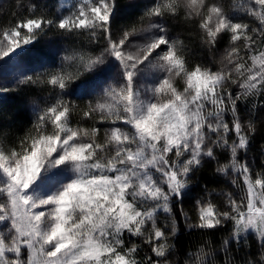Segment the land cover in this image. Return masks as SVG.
Returning a JSON list of instances; mask_svg holds the SVG:
<instances>
[{
  "label": "snow or ice",
  "instance_id": "obj_1",
  "mask_svg": "<svg viewBox=\"0 0 264 264\" xmlns=\"http://www.w3.org/2000/svg\"><path fill=\"white\" fill-rule=\"evenodd\" d=\"M58 5L50 16L46 4L30 0L29 15L0 29V59L25 68L29 47L52 29L61 38L88 37L66 48L55 69L15 81L46 83L55 94L33 106L35 119L22 134L0 106V264H180L171 258L176 205L188 230L231 224L223 264H234L231 246L239 249L250 233L259 258L244 264H264V164L255 170L246 158L257 121L264 127V0H150L126 25L119 0ZM176 19L195 23L209 53L229 37L218 63L189 59L191 49L168 27ZM100 39L104 47L94 52ZM77 81L73 93L92 96L79 112L64 99ZM11 90L0 86V96ZM218 150L230 160L216 173L231 176L242 195L205 185L191 222L183 202L192 177ZM141 245L151 254L141 257ZM215 251L200 246L183 264H214Z\"/></svg>",
  "mask_w": 264,
  "mask_h": 264
},
{
  "label": "trees",
  "instance_id": "obj_2",
  "mask_svg": "<svg viewBox=\"0 0 264 264\" xmlns=\"http://www.w3.org/2000/svg\"><path fill=\"white\" fill-rule=\"evenodd\" d=\"M30 0H1L0 1V29L13 25L18 19H23L25 16L29 15L27 12V5ZM41 4H46L48 6V12L51 16L55 12V8L58 7V0H39ZM121 9V16L123 19L119 21L120 25L131 24L137 20L141 15L142 9L145 4L150 3V0H119ZM230 2V0H229ZM135 4L139 5L135 10L130 7H124L125 5ZM248 22L255 23L250 18ZM170 32L173 36H179V38L191 49L189 59L193 62H201L203 59L206 63H218L221 57L222 51L228 45V36H224L220 39L217 47L209 53L206 49L202 48L200 43V33L196 28L194 22H185L182 19L172 20L168 25ZM48 37H50L51 42L55 45L53 49H49L43 44L36 43L35 50L43 56V64L37 69L32 70L28 75L35 76L37 73H43L45 70L55 69L59 66L60 57L65 54V49H71L73 47H80L86 45L88 42V37L86 34L81 35H69L65 38H61L56 34V30L52 29L48 32ZM104 40L100 39L95 45H93L92 50L94 52H99L101 48L104 47ZM53 61H55L53 63ZM89 77L85 76L84 79ZM42 79H47V77H42ZM16 80H11L6 84L1 86L8 87L12 89L8 93L0 96V106L7 114L11 115L14 123L11 125V130L17 135L23 133V131L31 126V122L35 119L33 106L39 105L44 107L46 103L49 102L50 96L54 98L53 89L45 84H35V85H17ZM76 83L70 84L67 89V94L64 96L65 100H72L80 109H83L86 102L92 99L91 95H82V93L77 90L73 93V89L76 87ZM95 83H99V78L97 77ZM100 89H97L99 91ZM249 105L241 106V114L247 118V107ZM264 118V113L260 114ZM78 117L74 116V119ZM258 132L252 141V144L247 153V160L252 165L255 170H259L264 164V127H259L260 121H257ZM91 121H87L84 126L89 127ZM100 126V125H98ZM106 127V126H104ZM243 156V154H241ZM230 156L228 153H221L217 151L216 160H206L200 169L192 177V190L185 197L183 202L184 211L192 217L191 222H195L196 214L194 210L195 199L204 195L202 191L204 186L207 185L209 190H215L219 193L221 191H231L237 195H242L238 189L231 187L228 181L230 177H223L216 173L215 169L219 164L228 163ZM225 185V188L217 189V185ZM217 203L223 202L222 196L214 197ZM177 214V220L180 225L179 234L171 241L175 244L176 249L173 255V259L183 264V261L187 258L186 254L190 251H195L196 248L207 244L211 249L216 251L210 257V260L214 264H223L224 254L220 251L221 247V232L219 229L209 230L212 232V236L208 230L193 229L188 230L183 216L179 215L180 205H176L174 209ZM159 222L163 225L166 222V217L161 215ZM211 239H210V238ZM136 243L140 244L141 241L138 238H133ZM210 239V240H209ZM236 246V245H235ZM259 244L257 243L254 234H249L247 239L241 243L239 249L231 247V258L234 260V264H244L246 258H259ZM150 250L147 246L141 245L139 255L141 257L149 255Z\"/></svg>",
  "mask_w": 264,
  "mask_h": 264
},
{
  "label": "rangeland",
  "instance_id": "obj_3",
  "mask_svg": "<svg viewBox=\"0 0 264 264\" xmlns=\"http://www.w3.org/2000/svg\"><path fill=\"white\" fill-rule=\"evenodd\" d=\"M38 43L43 44L44 46H47L49 49H53V47L55 46L51 42L50 37H48V36H45L44 38H42ZM223 53H224V50L222 51L221 56L223 55ZM23 59H24L25 64L27 65L26 68L24 66L15 67L13 65H9L3 59H0V65H2V68H0V86L2 84H6V83L10 82L11 80H17L21 73H26L28 75L32 70L37 69L41 66V64L38 63V60L42 59V61H44L43 56H41L35 50V44L29 47V50ZM98 78H99L100 87L102 88L104 86V84L101 81L104 79V77H98ZM216 188L217 189L225 188V185L219 184L216 186ZM218 229L221 232L220 237H221V242H222L223 239L229 235V232L231 230V224L228 223V224H226L223 227L218 228ZM209 233L211 234L210 236H212V232L209 231ZM233 246H234V248H236L235 244H233L231 247H233Z\"/></svg>",
  "mask_w": 264,
  "mask_h": 264
}]
</instances>
